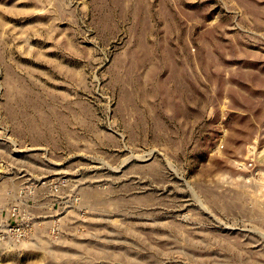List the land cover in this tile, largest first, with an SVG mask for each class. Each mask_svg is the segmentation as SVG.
Here are the masks:
<instances>
[{"label":"rangeland","instance_id":"1","mask_svg":"<svg viewBox=\"0 0 264 264\" xmlns=\"http://www.w3.org/2000/svg\"><path fill=\"white\" fill-rule=\"evenodd\" d=\"M0 264H264V0H0Z\"/></svg>","mask_w":264,"mask_h":264}]
</instances>
